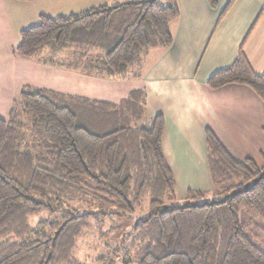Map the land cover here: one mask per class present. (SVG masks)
I'll return each mask as SVG.
<instances>
[{
    "label": "trees",
    "instance_id": "obj_1",
    "mask_svg": "<svg viewBox=\"0 0 264 264\" xmlns=\"http://www.w3.org/2000/svg\"><path fill=\"white\" fill-rule=\"evenodd\" d=\"M178 16L176 0L42 16L20 31L14 55L91 77L137 78L149 50L171 45ZM206 84L246 86L264 104V72L256 75L241 50ZM163 128L161 115L147 118L141 91L112 104L23 87L7 119L0 117V264H80L77 245L95 222L129 217L145 201L147 217L116 259L122 264H264V225L244 230L239 221L241 207L264 221V160L260 167L235 160L207 129L213 190H188L178 203L161 151ZM208 197L216 200L198 203Z\"/></svg>",
    "mask_w": 264,
    "mask_h": 264
},
{
    "label": "crops",
    "instance_id": "obj_2",
    "mask_svg": "<svg viewBox=\"0 0 264 264\" xmlns=\"http://www.w3.org/2000/svg\"><path fill=\"white\" fill-rule=\"evenodd\" d=\"M179 16L170 23L172 43L147 52L136 79L97 78L19 59L10 46H0V58L8 61L0 71L4 86L2 101L18 100L32 75L41 78L54 73L64 90L61 94L96 102L117 104L133 91L145 97L148 119L161 115L164 128L161 151L181 199L188 190L211 192L207 165L205 131L209 129L237 161L251 159L257 166L264 160V104L248 87L229 84L217 89L207 86L215 72L227 68L241 50L256 75L264 72V20L258 19L264 0H236L227 13L218 17L228 0H217L215 9L206 0H176ZM54 0L21 2L0 0V43L26 24L54 14L64 16ZM70 14L108 5L106 0H69ZM50 18V17H49ZM46 81L38 80V84ZM40 86V85H39ZM49 90V89H46ZM6 107V104H5ZM177 194V195H178Z\"/></svg>",
    "mask_w": 264,
    "mask_h": 264
},
{
    "label": "rangeland",
    "instance_id": "obj_3",
    "mask_svg": "<svg viewBox=\"0 0 264 264\" xmlns=\"http://www.w3.org/2000/svg\"><path fill=\"white\" fill-rule=\"evenodd\" d=\"M55 2H52L54 6H49L48 9H53L55 7H59L63 9L62 11L65 13L64 16H58V14H54V18L58 17H67L70 15H77L79 13L70 14L69 10H66L65 12V4L69 5L67 3L69 0H54ZM103 1V0H102ZM143 2V1H149V0H106V3H109L108 5H115L125 2ZM177 2V1H176ZM53 15V12H51ZM52 15H49L50 18H53ZM40 23V20H35L33 22H30L24 26V29H27L29 27L37 26ZM19 34L18 32H14L13 36H9V39L2 38V43H0V46L7 45V48L10 46V43L12 41L13 49L18 45L19 43ZM100 53L97 50H92L91 53ZM60 58H62L60 56ZM8 63V61L4 60V58H0V71L4 72L5 65ZM41 78H36L34 75H32L28 78V83H33V87H43L49 90H64L61 88L63 85H71V84H63L60 80H58L57 77L54 76L53 72L46 71V73L43 74V71H41ZM136 78H133V80ZM38 80L46 81L43 84H38ZM13 81V79H12ZM11 78L10 82H7L6 80H3L2 86L0 87V117L3 119H7L8 113L10 108L12 107L13 103L8 104L5 103V101H2L5 97L4 86L8 83L13 86ZM40 85V86H39ZM20 94V92H19ZM8 96V95H7ZM19 98V95H18ZM17 98V99H18ZM17 101V100H16ZM6 104V107H5ZM20 107H15V110L19 111ZM27 119L25 117H21V122H26ZM178 192H176V195ZM186 196V195H185ZM180 203V201H183V199L180 198L179 194L177 195ZM215 201L216 198L214 197H208L207 199H204L202 201H199L198 203L202 202H209V201ZM148 214V207H147V201H145L141 208L136 211L134 214H132L129 217L125 218H117L114 216H108L104 217L103 219H100L99 221L95 222L94 226L95 229L92 233H90L86 238L80 240V242L77 245V250L75 252V257L77 260H79L80 264H122V261H117L116 259L122 258L124 255L125 249L124 247L129 244V241L132 236V231L134 229V226L136 223H138L140 220L145 219ZM239 221L242 226V228L245 230L246 226L249 223H255V224H263L264 221L257 216L254 212L241 207L239 209ZM126 257L124 256V259ZM98 260V261H97Z\"/></svg>",
    "mask_w": 264,
    "mask_h": 264
},
{
    "label": "water",
    "instance_id": "obj_4",
    "mask_svg": "<svg viewBox=\"0 0 264 264\" xmlns=\"http://www.w3.org/2000/svg\"><path fill=\"white\" fill-rule=\"evenodd\" d=\"M150 2L156 1V0H149Z\"/></svg>",
    "mask_w": 264,
    "mask_h": 264
}]
</instances>
